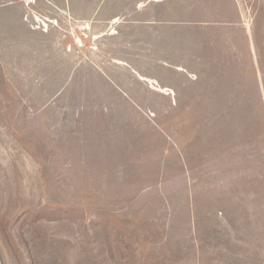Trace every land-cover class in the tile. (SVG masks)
<instances>
[{"label":"rangeland","instance_id":"rangeland-1","mask_svg":"<svg viewBox=\"0 0 264 264\" xmlns=\"http://www.w3.org/2000/svg\"><path fill=\"white\" fill-rule=\"evenodd\" d=\"M0 259L264 264V0H0Z\"/></svg>","mask_w":264,"mask_h":264},{"label":"crops","instance_id":"crops-1","mask_svg":"<svg viewBox=\"0 0 264 264\" xmlns=\"http://www.w3.org/2000/svg\"><path fill=\"white\" fill-rule=\"evenodd\" d=\"M176 72L178 74L184 75L187 79H189L191 77V75L186 74L185 71L181 70V69H177ZM149 76V75H146ZM143 75H138V82L141 83V85H145L147 91L151 92V93H157V94H161V95H165L166 97H169V99H171L172 104L176 103V96L178 94V88L176 86L171 85L170 83H164L162 76L159 75H150L152 77H146ZM148 79H150L148 81ZM193 79L195 81V78H190ZM149 82L153 83V86L151 84H149ZM164 88V89H163ZM167 88V89H166ZM163 89V90H162ZM172 93H175V98L172 95ZM165 183V182H163ZM162 183V184H163ZM162 184H159L158 187L156 186V189H160V190H164L167 189L168 186L164 185L162 186ZM167 185L169 183H166Z\"/></svg>","mask_w":264,"mask_h":264},{"label":"bare ground","instance_id":"bare-ground-1","mask_svg":"<svg viewBox=\"0 0 264 264\" xmlns=\"http://www.w3.org/2000/svg\"><path fill=\"white\" fill-rule=\"evenodd\" d=\"M87 27H88V26H87ZM80 42L83 44V41H82V40H80L79 43H80ZM81 43H80V44H81ZM181 69H182V68H181ZM163 89H164V88H163ZM163 89H162V90H163ZM166 89H167V88H166ZM173 95H174V94H173ZM0 264H1V259H0Z\"/></svg>","mask_w":264,"mask_h":264}]
</instances>
